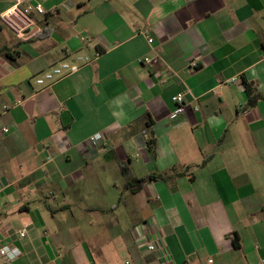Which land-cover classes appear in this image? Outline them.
<instances>
[{"label":"crops","instance_id":"crops-1","mask_svg":"<svg viewBox=\"0 0 264 264\" xmlns=\"http://www.w3.org/2000/svg\"><path fill=\"white\" fill-rule=\"evenodd\" d=\"M37 2L30 41L0 20V244L18 250L0 264H161L152 239L174 264H261L264 99L249 107L244 81L264 98V0ZM123 168L165 180L132 192Z\"/></svg>","mask_w":264,"mask_h":264},{"label":"built area","instance_id":"built-area-1","mask_svg":"<svg viewBox=\"0 0 264 264\" xmlns=\"http://www.w3.org/2000/svg\"><path fill=\"white\" fill-rule=\"evenodd\" d=\"M12 6L7 9L0 17V20L7 25L19 38L23 41H30L37 35H41V30L37 25L35 16L45 17L48 15V11L43 3L37 2L33 4V0H11ZM149 45L154 44V38L148 33H144ZM142 64L150 68H155L160 65L161 58L159 56L144 57L141 60ZM90 64V61L83 57H78L70 62H63L60 65L54 67L52 70L44 73L41 77L36 79L37 85L50 88L53 84L65 80ZM198 69V64L192 62L189 65V72H194ZM186 94L184 92H179L172 97V102L175 105L174 111L170 114L169 120L171 122H176L182 115L185 114L187 104H186ZM7 132V129L4 130ZM104 142V136L102 134H96L91 138V144L96 147L97 145ZM19 238L23 239L27 236V230L21 229L17 232ZM146 252L148 254H161V264H174L164 248L158 240L152 239L147 241L145 244ZM16 248H11L7 246H2L0 244V258L4 261L14 260L17 254ZM3 262L2 264H4ZM213 261H209V264ZM125 264H133L130 261H126ZM264 264V261L261 263Z\"/></svg>","mask_w":264,"mask_h":264},{"label":"trees","instance_id":"trees-1","mask_svg":"<svg viewBox=\"0 0 264 264\" xmlns=\"http://www.w3.org/2000/svg\"><path fill=\"white\" fill-rule=\"evenodd\" d=\"M7 55L8 52H6ZM244 85H245V89L246 92L249 96V102H248V106L249 107H253L255 106V104L258 102L259 99H264L261 98L260 96H253V88L250 84H248L246 81H244ZM154 141L150 140L148 142V145L151 146V144ZM123 174L128 178V182H127V188L130 189L132 192H136L142 189V187L144 186L145 183L149 182V181H162L165 180L163 177L161 176H150L148 178H144V179H132L129 177V172L126 168H123ZM232 241H233V245L236 249H240L241 245H240V238L238 236L237 233H234L232 236Z\"/></svg>","mask_w":264,"mask_h":264}]
</instances>
